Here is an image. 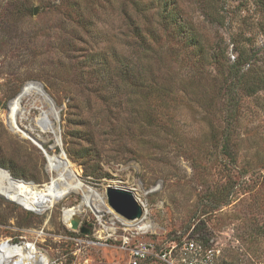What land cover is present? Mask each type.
I'll return each instance as SVG.
<instances>
[{
    "label": "rangeland",
    "instance_id": "obj_1",
    "mask_svg": "<svg viewBox=\"0 0 264 264\" xmlns=\"http://www.w3.org/2000/svg\"><path fill=\"white\" fill-rule=\"evenodd\" d=\"M123 1L0 0V167L40 187L50 180L42 149L6 121L9 101L39 81L78 178L105 197L118 179L143 204L155 226L140 239L200 236L222 261L264 264V0H177L179 33L159 27L152 8L148 25L138 18L157 32L145 44L126 26ZM190 33L205 58L179 39ZM119 53L137 62L138 79L115 77ZM81 199L71 193L37 213L0 195V242L35 245L49 264L125 262L122 230L105 238L108 204L79 213L86 234L64 222L63 208Z\"/></svg>",
    "mask_w": 264,
    "mask_h": 264
},
{
    "label": "bare ground",
    "instance_id": "obj_2",
    "mask_svg": "<svg viewBox=\"0 0 264 264\" xmlns=\"http://www.w3.org/2000/svg\"><path fill=\"white\" fill-rule=\"evenodd\" d=\"M28 99L32 102L30 107L25 106ZM33 108L39 111L37 115L32 114ZM57 112L58 108L53 98L43 84L35 80L26 82L19 94L9 101L6 115L8 125L15 132H22L29 137L38 147H42L48 160L50 180L40 187L33 182L15 178L8 170L0 167V195L19 202L27 209L42 213L53 208L69 194H80L82 199L77 204L63 208V220L69 224L70 220L80 215L79 213L86 207L94 212H100L108 203L104 194L78 178L73 164L62 152ZM22 120L28 121L27 128L20 126ZM35 128H38V133H35ZM46 133L53 139L48 147L45 146L48 143V138L44 136ZM57 147L59 151H56ZM111 185L121 186L120 180H113ZM111 209L109 207V210ZM143 217L142 226L147 231L154 228L153 222L147 216ZM0 264H49V260L44 254L33 251L29 244H14L4 240L0 242Z\"/></svg>",
    "mask_w": 264,
    "mask_h": 264
},
{
    "label": "built area",
    "instance_id": "obj_3",
    "mask_svg": "<svg viewBox=\"0 0 264 264\" xmlns=\"http://www.w3.org/2000/svg\"><path fill=\"white\" fill-rule=\"evenodd\" d=\"M114 215L113 226H108L105 238L115 239L117 229L122 233L117 238L121 249L127 251L125 262L114 264H243L242 262H224L220 259L218 249L210 242L205 245L193 237L171 238L156 244L153 240H143L140 234L148 231L139 220H129L111 209ZM115 226V227H114ZM36 249V246H31Z\"/></svg>",
    "mask_w": 264,
    "mask_h": 264
},
{
    "label": "trees",
    "instance_id": "obj_4",
    "mask_svg": "<svg viewBox=\"0 0 264 264\" xmlns=\"http://www.w3.org/2000/svg\"><path fill=\"white\" fill-rule=\"evenodd\" d=\"M175 7H177V0H156V2L154 0L152 2H149V0H124L122 6L123 9L121 10L122 13L121 16L125 20L128 29L131 30L132 37L134 36L139 41L140 44H145L148 43L149 33H152L151 35H153L154 38L157 37L158 39V36H155L157 32L155 28L154 30L150 31L149 28L143 27L141 25L142 23H140V20H138V18L142 16L145 20V23H147L146 18L148 11H150L152 8H158V10H160L163 13V14L161 13L162 14L161 19L157 23L159 27H163V29H167L169 27L168 24H171L172 22V25H174L173 29L174 30L178 29V33H179L181 28L184 27V25L181 22L182 18L181 21L178 20L180 16L176 14L177 12L174 10ZM130 8H132L133 14L130 13ZM179 37H180L179 39L182 41L184 45L191 46L193 48L192 51L197 52L199 54L200 59L206 57V52H205L206 50L204 49L201 39L197 37L196 34L194 33L183 34ZM119 55H120V59L118 60V65L115 66V69H117L115 70L116 71L115 77L118 76L120 79H126V80L130 78L138 79L140 77V72L138 70L136 71L135 68L137 67L136 65L137 62L133 63L132 60L127 61L126 60L127 58L125 57L124 54L119 53ZM212 59L215 65L222 63L219 60V57L216 53L212 55ZM247 61L248 58L243 56L241 57L240 63L245 64ZM209 75L206 76V78H208ZM243 77L244 75L239 76L238 77L239 81L240 80L242 81ZM152 89L153 86L151 85L150 90ZM225 151L228 153L227 149H225ZM229 154L231 155V158L234 159L235 157L234 154L232 152H229ZM225 197H227V194L221 193L217 198V201L225 202L226 201ZM194 236L193 238H196ZM196 239L201 241L205 245L209 244V239L201 238L200 236H198ZM223 261L227 262V260H223Z\"/></svg>",
    "mask_w": 264,
    "mask_h": 264
},
{
    "label": "water",
    "instance_id": "obj_5",
    "mask_svg": "<svg viewBox=\"0 0 264 264\" xmlns=\"http://www.w3.org/2000/svg\"><path fill=\"white\" fill-rule=\"evenodd\" d=\"M57 118L59 120V110L57 112ZM59 138L61 142V150L67 156L63 147L61 134H59ZM105 194L108 205L119 215L129 220H139L143 217L145 212L143 204L137 199L132 189L125 186H113L109 184L106 188ZM70 224L72 229H79L84 234L90 231L86 225H82L80 215L74 216L70 220Z\"/></svg>",
    "mask_w": 264,
    "mask_h": 264
}]
</instances>
